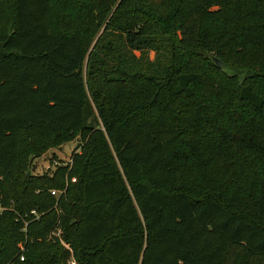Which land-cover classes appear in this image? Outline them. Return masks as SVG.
I'll use <instances>...</instances> for the list:
<instances>
[{
    "label": "trees",
    "instance_id": "16d2710c",
    "mask_svg": "<svg viewBox=\"0 0 264 264\" xmlns=\"http://www.w3.org/2000/svg\"><path fill=\"white\" fill-rule=\"evenodd\" d=\"M262 110L264 0H0V264H264Z\"/></svg>",
    "mask_w": 264,
    "mask_h": 264
},
{
    "label": "rangeland",
    "instance_id": "374dc122",
    "mask_svg": "<svg viewBox=\"0 0 264 264\" xmlns=\"http://www.w3.org/2000/svg\"><path fill=\"white\" fill-rule=\"evenodd\" d=\"M102 30V28L100 27V29L98 30V32H100ZM214 58L213 61H215ZM224 63V62H223ZM225 64V63H224ZM96 67V66H94ZM98 68L100 66H97ZM89 68L91 69L92 67H90V61L88 58H86L84 65H83V72L85 75L86 80L90 77L89 73ZM243 74L241 73V76ZM96 78L97 75L95 73H93V75L91 76V78ZM239 114L242 113L244 115H247V111L245 110V112H243V110H239L238 111ZM240 114V115H242ZM258 114H260L261 117L264 118V110L258 112ZM228 123L230 122V124H233L231 121H227ZM89 123L93 126H100V122L99 120H97V118H93L89 121ZM186 135H189V133H187ZM78 137L79 134L76 132L71 138H69L68 141L65 142H61L59 144H57V146H50L48 148H46L43 152H41L38 157H33L31 156V154H34V151L31 152L30 154V160L32 161L33 166L31 168H27V167H23L20 169V172L22 175L25 176H30L31 174H43L46 173L49 170L54 169L55 165H57L58 163H66L67 161H69L71 154L73 153L74 150H76V145L78 143ZM178 150H179V154L178 157L181 160V162H191L193 159H195V154L189 153L190 151H188V149L186 148V146H184V144L179 145L178 146ZM35 155V154H34ZM244 165L246 166V163L244 162ZM248 169V171L246 172V176L249 173V170H251V167H246ZM203 173V172H201ZM71 181H75V177L71 178ZM261 186L262 189H264V177L261 178ZM59 192L56 190V195ZM61 245L63 247H67L65 244V242L63 240H61ZM72 263L74 262V260L71 261Z\"/></svg>",
    "mask_w": 264,
    "mask_h": 264
},
{
    "label": "built area",
    "instance_id": "2783aa9c",
    "mask_svg": "<svg viewBox=\"0 0 264 264\" xmlns=\"http://www.w3.org/2000/svg\"><path fill=\"white\" fill-rule=\"evenodd\" d=\"M50 193H51V195L56 196V190H51ZM32 213H35V212L32 211ZM57 235H59V232L57 233ZM19 260L20 261L24 260V255L23 254L20 255Z\"/></svg>",
    "mask_w": 264,
    "mask_h": 264
},
{
    "label": "water",
    "instance_id": "95a60500",
    "mask_svg": "<svg viewBox=\"0 0 264 264\" xmlns=\"http://www.w3.org/2000/svg\"><path fill=\"white\" fill-rule=\"evenodd\" d=\"M215 63H216V65L221 66V67L225 66V64L218 59H215Z\"/></svg>",
    "mask_w": 264,
    "mask_h": 264
}]
</instances>
